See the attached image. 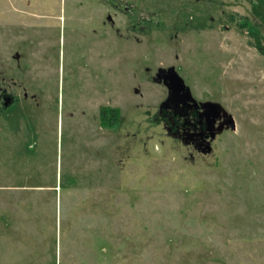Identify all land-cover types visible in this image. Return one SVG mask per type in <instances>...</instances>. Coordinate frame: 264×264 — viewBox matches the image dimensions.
I'll return each mask as SVG.
<instances>
[{"label": "rangeland", "instance_id": "374dc122", "mask_svg": "<svg viewBox=\"0 0 264 264\" xmlns=\"http://www.w3.org/2000/svg\"><path fill=\"white\" fill-rule=\"evenodd\" d=\"M169 67L233 118L209 154ZM2 91L0 264H264V0H0Z\"/></svg>", "mask_w": 264, "mask_h": 264}, {"label": "flooded vegetation", "instance_id": "af4514ba", "mask_svg": "<svg viewBox=\"0 0 264 264\" xmlns=\"http://www.w3.org/2000/svg\"><path fill=\"white\" fill-rule=\"evenodd\" d=\"M166 75V73H161ZM160 85V84H159ZM167 96V90L163 84H161ZM165 96V98H166ZM11 104L13 101L12 93H6L2 91L0 93V103ZM201 101L184 102V103H168L161 109L154 111L153 120L158 124L165 133V136L173 143H177L183 146L191 147L194 152L199 154L195 150V146H199L200 149L214 142L215 138L211 139V133L215 132V128L219 126L222 121L220 113H214L210 108H203L198 105ZM2 107H7L2 105Z\"/></svg>", "mask_w": 264, "mask_h": 264}, {"label": "water", "instance_id": "95a60500", "mask_svg": "<svg viewBox=\"0 0 264 264\" xmlns=\"http://www.w3.org/2000/svg\"><path fill=\"white\" fill-rule=\"evenodd\" d=\"M166 73L162 75L161 73ZM152 81L157 84H163L167 90L166 98L161 102L158 109L166 106L168 103H184V102H195L197 101L192 97L189 87L185 85L183 79L177 74L173 67L167 69L158 68L155 76L152 78ZM6 105V101L4 103ZM198 105L203 108H210L214 113L219 112L222 118V121L219 123V126L215 128V132L211 133V139L215 138L216 135L221 134L224 130H234L235 123L230 114H228L223 107L216 102H199ZM195 150L202 154H209L212 152V148L207 142L205 148L200 149L199 146H195Z\"/></svg>", "mask_w": 264, "mask_h": 264}, {"label": "crops", "instance_id": "0c3cea01", "mask_svg": "<svg viewBox=\"0 0 264 264\" xmlns=\"http://www.w3.org/2000/svg\"><path fill=\"white\" fill-rule=\"evenodd\" d=\"M59 208H60V206H59ZM34 209H35V207H34ZM56 218H57V221H58V218L60 219L59 214H58V217H56ZM41 251H42L43 255H39V258H37V259L42 260L43 262H41L39 264H57V260H55V263H54V261H52V259H51V261L50 260L45 261V260H47V257L45 255V254H47V251L45 252V254H44V251L42 249H41ZM56 255H57V253H56ZM56 255H55V258H56ZM35 262H36V260L34 261V263L21 262V263H10V264H36Z\"/></svg>", "mask_w": 264, "mask_h": 264}, {"label": "trees", "instance_id": "16d2710c", "mask_svg": "<svg viewBox=\"0 0 264 264\" xmlns=\"http://www.w3.org/2000/svg\"><path fill=\"white\" fill-rule=\"evenodd\" d=\"M103 110H104V108L101 109V112H103ZM110 122H112V121H110ZM102 125L105 127V125H107V121L104 122Z\"/></svg>", "mask_w": 264, "mask_h": 264}]
</instances>
